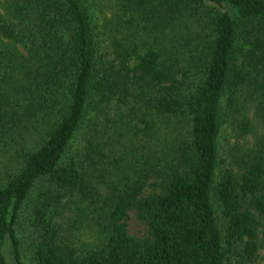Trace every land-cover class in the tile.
Here are the masks:
<instances>
[{
    "label": "trees",
    "instance_id": "16d2710c",
    "mask_svg": "<svg viewBox=\"0 0 264 264\" xmlns=\"http://www.w3.org/2000/svg\"><path fill=\"white\" fill-rule=\"evenodd\" d=\"M118 3L123 34L105 60L90 0H0V156L19 157L0 168V264L254 260L264 131L217 173L226 110L252 133L244 94L264 122V0ZM105 108L129 114L111 160ZM80 201L97 233L83 248L60 233Z\"/></svg>",
    "mask_w": 264,
    "mask_h": 264
},
{
    "label": "rangeland",
    "instance_id": "374dc122",
    "mask_svg": "<svg viewBox=\"0 0 264 264\" xmlns=\"http://www.w3.org/2000/svg\"><path fill=\"white\" fill-rule=\"evenodd\" d=\"M90 2L93 22L99 34L100 51L104 55L105 60H107L113 57L115 39L120 38L123 34L122 30L117 26L118 15L121 13L120 4L118 3V0H90ZM237 105L238 109L241 108L242 113L248 115L251 119L253 123V131L250 134H242L237 127L238 121L241 118L239 113L232 108L226 110L227 105L225 106L224 110H226V112L223 117L222 131L219 137L220 162L217 173L219 178L224 170L227 168H233L231 162L234 155L237 153H243L251 148L255 136L264 131V122L262 118L256 112L254 104L249 101L244 94L238 99ZM113 111V108L109 110L105 108L100 113V120L101 122L103 121V124L107 121V117L108 121H110L106 122L103 133L100 136L102 141H106L107 143L110 160L112 157L115 158L121 154L125 141L128 143V137H126L124 129L122 128L125 123L121 122L122 118L128 119V110L125 111V114L120 116ZM23 134L27 139H30L29 144H31L32 140L38 136L35 132L30 135L26 132H23ZM22 141L25 142L26 139H23L22 137ZM18 158L17 148H13L8 153L0 156V168L7 169L16 166ZM214 202L220 225L223 227L225 221L222 215V208L219 205V201L215 198ZM79 206L84 208L80 212ZM85 208V203L80 201L76 208L73 206L72 210L67 211L65 213L66 215L64 214L60 219L62 224L60 230L61 236L81 248L92 246L97 239L95 225L92 222V214ZM259 237L260 248L256 258L252 261H245L244 264H264V239L261 234ZM24 242L27 243L29 241ZM26 246L29 245L27 244ZM5 248L9 255V248L7 246ZM238 260H240L239 256L234 253L226 264H237Z\"/></svg>",
    "mask_w": 264,
    "mask_h": 264
}]
</instances>
